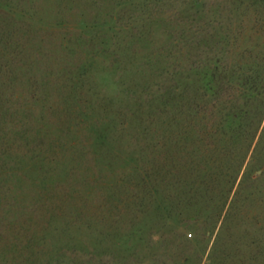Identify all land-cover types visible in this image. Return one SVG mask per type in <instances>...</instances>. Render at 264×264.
<instances>
[{"label": "rangeland", "instance_id": "374dc122", "mask_svg": "<svg viewBox=\"0 0 264 264\" xmlns=\"http://www.w3.org/2000/svg\"><path fill=\"white\" fill-rule=\"evenodd\" d=\"M0 264H264V0H0Z\"/></svg>", "mask_w": 264, "mask_h": 264}]
</instances>
